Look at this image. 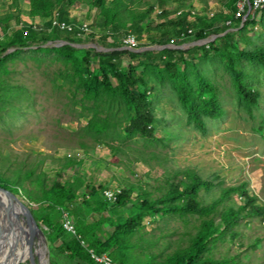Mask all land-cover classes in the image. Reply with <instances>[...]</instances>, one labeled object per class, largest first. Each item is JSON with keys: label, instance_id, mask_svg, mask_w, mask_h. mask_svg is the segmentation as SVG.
Segmentation results:
<instances>
[{"label": "rangeland", "instance_id": "rangeland-1", "mask_svg": "<svg viewBox=\"0 0 264 264\" xmlns=\"http://www.w3.org/2000/svg\"><path fill=\"white\" fill-rule=\"evenodd\" d=\"M233 1L208 0L206 12L211 18L237 26L235 29L241 31L237 38L240 47L264 45V11L256 22L244 27L230 21ZM150 2L154 11L149 12V20L154 21L160 12L159 2ZM201 2H188L181 11L192 9L205 14ZM242 2L236 5L239 9ZM29 7V0H0V49L7 47L18 19L30 18ZM146 7L140 5L141 9ZM88 9L76 5L71 10L80 22L90 25L93 17L89 18ZM92 33L97 31L91 29ZM88 41L93 42L91 38ZM94 42L99 46L96 39ZM84 54L82 51L70 56L36 46L23 48L5 61L8 84L0 83V187L11 190L30 206L46 234L42 255L50 264H72L68 253L58 251L65 242L77 249L80 264H91L88 253L94 246L106 251L116 263V254L120 253L132 264H156L164 259L175 249L174 241L187 230L196 232L200 221L197 215H163L141 206L144 199L164 200L175 180L170 177L175 170L194 168L203 177L221 182L211 191L201 190L205 203L223 188L244 186L257 197L256 203L264 206V62L240 58L245 84L259 93L254 105L239 96L223 52L207 57L197 52L186 66L180 65L196 87L204 80L210 81L224 107L222 117L205 118L207 130L203 131L190 119L164 66L142 64L126 56L122 69L129 71L133 65L139 70L142 80L138 87L148 95L155 115L151 134H131L128 128L134 111L121 96L118 79L109 72L118 89L116 95L103 89L96 95L91 80L100 65L94 55L87 62ZM93 119H100L102 129L89 126ZM58 182L78 186L75 200L63 207H53L43 200V189ZM109 188L130 189V202L118 206L108 200L104 192ZM147 192L150 196L145 195ZM101 198L109 201L108 206L98 205ZM232 202L240 205L245 198L240 191H233ZM3 205L8 207L0 199V221H6L8 227L9 214ZM66 216L77 234L60 229L63 236L52 243L48 239L51 228H61ZM23 218L12 227L15 232L21 229ZM128 219L134 225L121 231L119 226ZM30 246L34 251L39 242L33 240ZM202 256H212L222 264H264V214L243 217ZM21 264H31L30 259Z\"/></svg>", "mask_w": 264, "mask_h": 264}, {"label": "trees", "instance_id": "trees-1", "mask_svg": "<svg viewBox=\"0 0 264 264\" xmlns=\"http://www.w3.org/2000/svg\"><path fill=\"white\" fill-rule=\"evenodd\" d=\"M201 1L205 14L192 9L179 13L186 3L193 2V0H158L160 12L157 19L151 21L149 20V12L154 11V6L150 0H29L30 16L41 18L45 20V23L34 28L32 23L18 19V27L14 29L13 34L10 36L7 47L0 49V83L4 86L8 84L4 74L5 61L10 56L20 53L23 48L37 46L39 50H56L70 56L83 51L85 53L84 59L87 62H90V57L94 55V60L100 65L99 69L92 73L91 84H94L95 94L100 95L103 89L116 95L118 89L109 73L112 71L118 79L121 96L134 111L131 125L128 128L129 132L131 134L137 132L151 134L150 127L155 121L151 101L146 92L142 93L138 87L142 80L139 70L133 65H130L129 71L122 69L124 58L127 56L129 59L138 60L142 64L164 66L167 70V78L175 84L180 101L188 112L190 119L199 129L206 131L205 118L217 119L222 117L224 107L220 104L216 89L210 81L204 80L196 87L186 69L182 70L180 65L186 66L190 58L197 52H201L206 57L223 52L228 61V69L234 76L239 96L247 104L254 105L258 101L259 93L245 84V74L239 68L240 58L248 57L264 62V45L254 49L240 47L237 38L241 31L235 29L237 26L231 25L228 20L211 18L210 14L206 12L209 10L208 0ZM238 1H233V7L235 8L230 15V21H238L244 27L256 22L258 15L264 11L263 3L259 8L253 7L251 10V6L247 5L245 10L239 14V8L236 6ZM142 4H146L147 7L141 9L140 5ZM76 5L87 6L89 8V18L93 17L90 27L97 33L90 34L89 38H79L76 32L69 30L51 29L50 19L56 14L61 20L80 23L79 18L71 14L70 8ZM18 14L23 15L20 12ZM128 34L136 35L139 41V45L134 47L136 49L149 45L175 44L182 46L191 42V39L193 41L213 37L215 39L206 45H197L188 49L173 47L138 52L125 48L124 37ZM90 38L93 42L96 39L99 46L106 50L77 48L71 44H64L60 47H44L46 43L56 39L71 43H88ZM10 48H15L14 52L5 54ZM89 126L97 130L103 127L100 119L91 120ZM172 176L175 180L171 183V189L164 200L150 201L144 199L141 201V206L163 215L173 213L182 217L197 215L200 221L196 226V232L185 231L181 238L174 241L175 245L172 248L175 249L156 264H222L221 261L212 256L203 258L202 255L205 249L210 248L213 242L224 236L246 215L264 214V206L257 204V197L250 195L244 186L223 188L216 198L205 203L200 194L201 190L211 191L219 186L221 182L203 177L194 168L175 170L170 175V177ZM76 188L58 182L50 189H43V200L53 207H63L66 203L75 200ZM237 190L245 198V202L240 205L232 202V192ZM91 193L92 196H95L96 190L93 188ZM145 195L150 196V193L147 192ZM130 200V189H122L117 200L113 203L123 206L127 205ZM106 201L108 200L101 198L98 205L106 207L109 203V201ZM225 203L229 204L225 205L223 210H220V206ZM158 204L168 205L159 208ZM35 218L37 219L36 216ZM47 225L50 228L52 227L49 222H47ZM133 225L134 221L128 219L126 224L119 226V228L121 231H128ZM51 229L52 232L48 235V239L52 243L63 236L61 234L62 229L66 231L63 224L59 229ZM78 241L81 244V240ZM170 242L171 246L173 242ZM115 243L117 242H113V244ZM94 249L99 253L106 252L100 251L95 246ZM56 250L58 249L56 248ZM58 251L68 253L70 263L80 264L77 261V249L68 242L63 243ZM88 254L89 262L96 264L91 254ZM116 260L117 264H132L130 258L121 253L116 254ZM36 262L47 264L42 254L36 257Z\"/></svg>", "mask_w": 264, "mask_h": 264}, {"label": "water", "instance_id": "water-1", "mask_svg": "<svg viewBox=\"0 0 264 264\" xmlns=\"http://www.w3.org/2000/svg\"><path fill=\"white\" fill-rule=\"evenodd\" d=\"M251 9H252V7H250V10ZM250 10H249V12H250ZM247 15L245 16V18L247 17ZM212 41H213L212 38H206V39H201V40H197V41H194V42H189V43H187L185 45H182V46H178V45H175V44H168V45H149V46H146L144 48H139V49H136V48L130 47V46H126L125 48L132 49V50L138 51V52H143V51H146V50H163L165 48H173V47L174 48H181V49H188L192 45L202 46V45H206V44H208V43H210ZM64 44H71V45H73V46H75L77 48H96L99 51L106 50L105 48L98 46V44L95 43V42L71 43V42L66 41V40H52V41H49L48 43H46L44 46L60 47V46H62ZM13 49H15V48H10L8 51L5 52V54H7L10 50H13ZM0 192L6 195L7 199L9 200V202L11 204V208L8 209L10 225L13 228L16 227L15 226L16 222H15V220H12V218L14 219V209H15L16 205H18L19 208L22 211V215L25 216L24 219H26V221L28 222V225L30 227L31 241H33L34 238H35V235L38 232H40V234L43 236V238H44V240L46 242V234L41 230V228H40V226H39V224H38V222H37L32 210H31L30 206H28L22 199H20L17 195H15L9 189L0 187ZM19 218L20 217H18V219ZM21 218H22V216H21ZM8 237H9V231H8V228H7V231H5V234L0 237V253L3 251L4 248H6V243H7L8 239H9ZM30 262H31V264H38L36 262L34 256H31ZM0 264H3V260H2V262L0 261ZM48 264H50L49 260H48Z\"/></svg>", "mask_w": 264, "mask_h": 264}, {"label": "bare ground", "instance_id": "bare-ground-1", "mask_svg": "<svg viewBox=\"0 0 264 264\" xmlns=\"http://www.w3.org/2000/svg\"><path fill=\"white\" fill-rule=\"evenodd\" d=\"M0 199L8 205V207L4 206L5 211L11 208V204L9 200L7 199L6 195L0 192ZM4 215V214H3ZM22 216V211L19 208L18 205H16L14 209V219L15 222L18 219V217ZM1 218V217H0ZM2 219V218H1ZM0 219V220H1ZM23 222H21L20 226L21 229L18 232H15L12 229V226L7 227V222L0 221V237L5 234V231H9V239L6 243V248L3 249V251L0 253V261L2 262L3 258V264H21L22 261L25 259H30L31 256H34L35 260L38 254H42V251L44 250V243L45 240L43 236L38 232L35 235L34 240H37L39 242V247L32 251L30 243H31V237H30V227L28 225V222L26 219L23 218ZM46 259V258H45ZM48 264V259H46Z\"/></svg>", "mask_w": 264, "mask_h": 264}, {"label": "built area", "instance_id": "built-area-1", "mask_svg": "<svg viewBox=\"0 0 264 264\" xmlns=\"http://www.w3.org/2000/svg\"><path fill=\"white\" fill-rule=\"evenodd\" d=\"M264 3V0H243L242 7L239 9V14L246 8L247 5H251L253 8H259ZM179 13H182L180 11ZM58 14H56L53 18L50 19L52 26L51 29L60 28L64 30H69L76 32L77 37L79 38H89L91 34V27L89 23L87 22H80V23H74V22H67L66 20H61L58 17ZM45 20L42 19V22H36L32 23L34 28H37L39 24H44ZM124 43L126 46L130 47H137L139 45V41L134 34H128L124 37ZM122 192V189H106L104 194L105 197L115 202L118 198V195ZM64 227L71 233L77 234L75 226L73 225L72 221L69 219V217L66 216L64 218ZM85 242V239L82 240ZM90 254L92 258L95 260L98 264H117L114 259L108 254V253H99L94 248H91Z\"/></svg>", "mask_w": 264, "mask_h": 264}, {"label": "crops", "instance_id": "crops-1", "mask_svg": "<svg viewBox=\"0 0 264 264\" xmlns=\"http://www.w3.org/2000/svg\"><path fill=\"white\" fill-rule=\"evenodd\" d=\"M71 14H72V10H71ZM72 16H73V14H72ZM26 21H28L30 23H36V22H42V19L41 18H33L30 16V18H28V20H26Z\"/></svg>", "mask_w": 264, "mask_h": 264}]
</instances>
